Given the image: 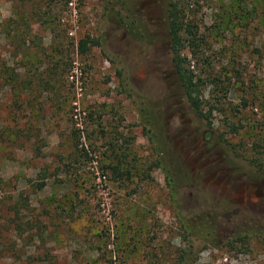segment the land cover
<instances>
[{
	"label": "rangeland",
	"instance_id": "374dc122",
	"mask_svg": "<svg viewBox=\"0 0 264 264\" xmlns=\"http://www.w3.org/2000/svg\"><path fill=\"white\" fill-rule=\"evenodd\" d=\"M0 264H264V0H0Z\"/></svg>",
	"mask_w": 264,
	"mask_h": 264
},
{
	"label": "trees",
	"instance_id": "16d2710c",
	"mask_svg": "<svg viewBox=\"0 0 264 264\" xmlns=\"http://www.w3.org/2000/svg\"><path fill=\"white\" fill-rule=\"evenodd\" d=\"M170 16V35H171V53L172 60L178 74V78L181 82L183 89L189 99L192 107L201 114H205L203 111V105L198 100V89L199 84L194 78V75L190 69L185 66V57L181 54L182 43L184 41V33L189 34V36L194 39L195 34L192 33L190 29L185 27L183 24L182 10H180L176 3H172V7L169 11ZM98 44V40L94 38H85L79 41V49L81 51H87L90 45ZM209 111H207L208 113Z\"/></svg>",
	"mask_w": 264,
	"mask_h": 264
},
{
	"label": "built area",
	"instance_id": "2783aa9c",
	"mask_svg": "<svg viewBox=\"0 0 264 264\" xmlns=\"http://www.w3.org/2000/svg\"><path fill=\"white\" fill-rule=\"evenodd\" d=\"M72 4V3H71Z\"/></svg>",
	"mask_w": 264,
	"mask_h": 264
},
{
	"label": "flooded vegetation",
	"instance_id": "af4514ba",
	"mask_svg": "<svg viewBox=\"0 0 264 264\" xmlns=\"http://www.w3.org/2000/svg\"><path fill=\"white\" fill-rule=\"evenodd\" d=\"M259 196V195H258Z\"/></svg>",
	"mask_w": 264,
	"mask_h": 264
}]
</instances>
